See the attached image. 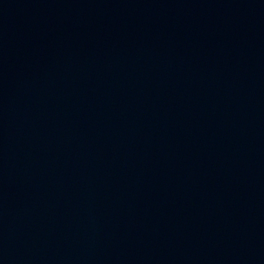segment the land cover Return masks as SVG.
<instances>
[{
    "label": "water",
    "instance_id": "water-1",
    "mask_svg": "<svg viewBox=\"0 0 264 264\" xmlns=\"http://www.w3.org/2000/svg\"><path fill=\"white\" fill-rule=\"evenodd\" d=\"M0 264H264V0H0Z\"/></svg>",
    "mask_w": 264,
    "mask_h": 264
}]
</instances>
